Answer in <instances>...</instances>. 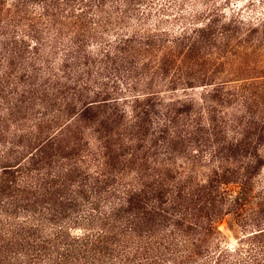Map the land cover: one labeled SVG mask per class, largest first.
Instances as JSON below:
<instances>
[{"label": "rangeland", "instance_id": "374dc122", "mask_svg": "<svg viewBox=\"0 0 264 264\" xmlns=\"http://www.w3.org/2000/svg\"><path fill=\"white\" fill-rule=\"evenodd\" d=\"M22 2L0 0V87L3 81L5 86L0 88V108L6 110L9 90L32 99L26 103L30 109L16 112L15 108L13 115L2 114L0 167L6 162L21 164L24 191L15 198L11 193L0 194V209L7 210L0 222V264H55L54 250L58 249L50 239L55 238L60 225H64L69 241L71 236L95 232L105 212L123 203L128 206V192L145 188L148 181L159 176H166V184L171 187L173 180H179L182 186L190 182L191 191L196 183L213 185L205 192L212 190L215 199L187 200L193 208L181 226L185 228L183 236L192 241L204 240L205 246L216 240L235 246L239 237L264 228V40L256 41L258 36L264 38V0H187L180 12L177 7L150 15L145 27L166 30L170 38L180 34L184 26L201 25L212 7L221 14V23L238 21L241 31L233 46L212 48L211 61L200 66V77V72L194 73L185 63L182 71L186 77L176 82L170 81L174 69L164 76L152 75L148 67L154 62L148 64V56L139 63H127L133 70L121 64L117 69L110 64L101 67L96 62L98 53L114 44L121 31L111 24L101 25L96 31L81 28L80 34L64 33L63 42L54 47L49 45L53 42L45 41L38 50L40 57L34 60L10 55L11 50L2 45L11 42L13 33H23L22 27L12 24L11 16L16 12L26 16L33 9L36 13V7L44 5L38 0H25L26 5ZM189 7L197 9V15H204L192 19ZM68 10L77 11V7ZM192 21L198 24L191 25ZM23 22L27 24L29 19ZM77 40L83 43L87 64L95 61L90 72L83 73L89 65L84 64L82 54L77 56ZM28 43L34 45L30 39ZM43 54H49L47 61L44 56L41 59ZM24 70L37 75L29 78ZM61 75L70 87L64 94L67 104L63 95L55 103L56 93H60L56 81ZM217 87L224 90L217 92ZM151 92L155 96L149 95ZM105 97L108 102L104 99L86 114H78L83 100ZM150 97H155L151 100L155 105L146 114L145 103ZM59 107L63 110L58 111ZM45 111L58 113L60 118L41 124L39 128L47 130L43 134L53 138L42 155L31 156L30 151L40 146L31 134H36V122L45 117L41 115ZM138 112L143 117L141 127L134 126ZM176 126L187 129L191 136L184 137V143L173 149L163 136L171 134ZM166 127L169 132L163 134L161 130ZM10 215L14 219L11 225L4 220ZM118 220L106 219L124 225ZM20 225L26 230L21 231ZM170 228L178 232V225ZM11 229L20 234L11 238Z\"/></svg>", "mask_w": 264, "mask_h": 264}, {"label": "trees", "instance_id": "16d2710c", "mask_svg": "<svg viewBox=\"0 0 264 264\" xmlns=\"http://www.w3.org/2000/svg\"><path fill=\"white\" fill-rule=\"evenodd\" d=\"M22 1L26 5L25 0ZM38 1L44 5H40V8L36 7V13L33 9V15L30 12L26 16H22L21 13L16 12L11 16L12 24L19 25L23 30V33L20 34L13 33L9 40L11 42L2 45L3 48L11 50L10 55L12 56L23 59L39 58L38 52L40 51L38 50H40V46L45 41L53 42L49 45L54 47L58 42H63L62 35L64 33L75 32L76 34H80L83 33L78 30L81 28H85L86 31L90 29L96 31V28L101 25L111 24L117 30L121 31H118L114 44L111 43L109 47L102 49L98 53L99 57L96 58V62L101 63V67L104 68L106 67L105 65L110 64L117 69L118 65L121 64V66L133 70L132 66H127V63L132 64V61L139 63L148 56V64L150 61L154 62L153 65H149L148 67L152 69L150 70L152 71V75L159 76L162 73V76H164L170 72L169 70L174 69V76L170 81L176 82L186 77L182 71L185 63L191 71L198 74L201 71V64L207 62V60L211 61L208 58L213 56L212 48L221 49L224 47L227 49L229 46H233V40L238 37L236 34L241 31L236 20L230 23H221L220 17L222 16L215 7L209 8L208 15H211V17L207 15L205 18L204 16L205 20L201 25L192 21L190 22L191 25L195 26L196 23L198 25L195 27H191L190 25L184 26L183 31L180 34L173 35L172 38L166 33V30H157V28L150 30L145 27L146 20L153 13H166L168 9L177 7L180 12L183 9L184 2L187 0ZM75 7H77V11L68 10V8L73 9ZM195 10L197 11L193 7L188 8L189 13L192 14V19H197L204 15L203 12L201 16L197 15V12L194 13ZM25 18L29 19L27 24L23 22ZM125 30L126 32H124ZM251 31L254 33L258 29ZM28 39L34 41V45L28 43ZM263 40L264 38L262 36L256 38L258 42H263ZM74 43L76 44L75 50L78 54L77 56L80 57L79 54L83 56L84 53L81 48L83 43L81 42L80 44L79 40ZM43 56L45 57V61H47L49 54L46 56L43 54L41 59H44ZM85 56L86 54L83 56L86 59L84 64H87L88 56ZM87 65L89 66L83 73L90 72V66H95V61ZM39 68L41 69V67ZM24 71L29 78H32L31 76L35 74V72H30V70ZM203 73L207 75V72ZM201 74L200 72L198 77ZM61 77L62 75L60 77L58 76L59 80L56 81V84L59 86L57 91H60V93H56V104L60 99V95H63L64 102H66V95L64 94L70 92V87L67 86V82ZM3 82L0 88L5 89ZM220 85L221 83L218 86ZM223 88L217 87L216 90L217 92L223 91ZM102 91L107 90L104 89ZM96 93L99 95L101 92ZM108 94L105 96H109ZM154 94L156 93H149L151 96H155ZM6 95L5 104L8 103V106L6 105L5 111L0 108V136L4 130L1 127L3 126L4 120L2 114H8V116L13 115L15 108H17L16 112L23 108L30 109L27 104L32 100L31 98L29 100L28 97H21L24 96L22 93L21 95L13 94V90H9ZM86 96L89 97L87 94ZM136 98V101L139 102L140 95L136 96ZM153 98L155 97H150L148 102L145 103L147 109L144 112L146 114H149L148 108L155 105L154 102H151ZM79 99L82 100L83 96ZM104 99V102L109 101L106 100L108 99L107 97L102 100H88V98L83 100L82 112L78 114H86L85 112L92 105L103 102ZM12 105L14 106L13 108ZM57 110L61 111L63 109L59 107ZM43 114L45 117L39 118L40 121L36 122V126H38L36 134L30 131L33 139L39 140L37 144L40 143V146H36L34 151H30L31 156L42 155L46 146L50 145V140L53 138V136L43 134L46 127L44 129L39 128L41 124L44 123L45 125V122L49 124V121L53 120L59 121L58 119L60 118L58 113L51 115L45 111L41 113V115ZM142 119L143 117L141 118L138 112L134 126L136 124L141 127ZM57 121L54 122L57 123ZM173 125L175 127V124ZM161 132L163 134L169 132L168 127L162 129ZM188 132L185 128L183 130L177 128L171 134L168 135L167 133L163 137L168 142V145H173L172 148L174 149V146H177L179 142L182 141L184 143V137L188 135L187 138H189L191 136ZM146 135L145 133L143 136L146 137ZM1 150H3V147ZM6 163L1 164L0 167L2 171L0 173V194L5 193V195H9L7 193H11V196L15 198L24 191L19 174L21 164ZM166 180V176H159L148 181L149 183L145 185V188L131 193L128 192L125 199L129 207L123 203L120 208L117 209V207H114L109 212H105L102 223L95 232L87 231L81 236H71L69 241L67 238L68 235L65 234L63 229L64 225H60L55 230V238L50 239L54 248L58 249L54 250L57 252L55 253L57 258L55 264H264V228L253 230L239 237L238 244L235 246L222 244L216 240L211 242L213 243L212 245L209 242L210 244L204 246V240L197 243L183 236L185 228L181 225L188 218V214L193 208L192 205V208L187 205V200L190 198L193 199V197L199 200L202 199V201L204 200L203 197H206L208 200L215 199L216 197L212 196V190L205 192L208 189L207 187L213 185L210 183L208 186H200V183H196L198 186L195 190L191 191V189H188L192 186L190 182L182 186L179 180L178 182L173 180L174 187H171L166 184ZM208 195L211 197L208 198ZM5 211L7 212L4 208L0 209V222H3L1 215L3 216ZM122 217L125 218L123 219ZM107 218L119 219L118 221L124 222V225H119L116 222L111 224L106 221ZM5 219L6 224L10 223L11 225L14 222L11 215L9 218L5 217ZM34 223L39 226V223ZM40 224H43V222ZM18 225L19 223L15 227H18ZM170 225H178V232L175 231L176 229L170 228ZM120 226H123L122 229L117 230L116 228H120ZM20 228L21 231L26 230L25 226L20 225ZM180 229H182L181 232ZM9 232H11V238H15V235L18 233L20 234L19 230L16 232L14 229H11ZM61 247L63 251L60 250ZM32 256L33 258L37 257L35 253Z\"/></svg>", "mask_w": 264, "mask_h": 264}]
</instances>
